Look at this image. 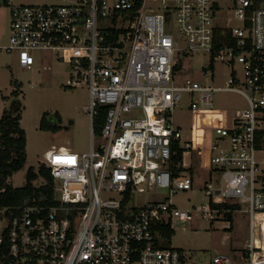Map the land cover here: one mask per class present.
Masks as SVG:
<instances>
[{"label": "built area", "instance_id": "2783aa9c", "mask_svg": "<svg viewBox=\"0 0 264 264\" xmlns=\"http://www.w3.org/2000/svg\"><path fill=\"white\" fill-rule=\"evenodd\" d=\"M10 4L0 49L26 68L38 50L68 61L67 86L89 88L91 139L86 151L61 145L42 161L54 178L55 204L0 207V244L9 245L0 264H191L171 246L174 222L232 221L237 210L250 225L242 264H264V0H232L242 25L225 21L219 0ZM202 53L206 77H180L178 55ZM216 61L229 66L221 82L208 75ZM229 91L248 107L227 123L228 109L215 102ZM184 94L191 136L172 118ZM100 106L107 110L96 134ZM193 152L217 175L205 182L207 203L182 207L172 196L195 190ZM209 264L236 263L223 252Z\"/></svg>", "mask_w": 264, "mask_h": 264}, {"label": "rangeland", "instance_id": "374dc122", "mask_svg": "<svg viewBox=\"0 0 264 264\" xmlns=\"http://www.w3.org/2000/svg\"><path fill=\"white\" fill-rule=\"evenodd\" d=\"M56 0H0V45L5 44L9 35L11 2L16 5H44ZM225 21L242 25L235 13L230 10L232 0H219ZM182 44V43H180ZM33 67L20 65L15 53H7L0 49V118L5 109L15 114L21 113V125L27 135V161L22 169L10 178L14 186L26 183L27 171L30 166L37 169L45 160L47 152L61 145L76 151H86L90 148L91 115L89 112V88L86 83L77 87L67 86L71 67L68 61L57 60L51 51L38 50L34 52ZM178 55L179 76L204 78L203 66L208 62V55L196 54L188 59ZM186 61V66L183 62ZM208 75L214 82H221L229 75V66L222 61H216L214 70ZM16 90L17 92H13ZM180 106L172 112L175 125L183 127L185 136H191L190 125L193 114L190 111L187 95H183ZM216 107L228 109L226 122L231 121L235 109L248 107L244 96L238 92H221L217 95ZM59 112L61 119L53 118ZM49 112V121L59 124L58 131L43 130L40 127L42 115ZM205 121L206 118L202 117ZM100 137L96 135V145ZM193 167L190 170L195 175V190L179 191L172 200L182 207L207 203L204 185L206 180L214 181L217 172H211L202 166L201 156L193 152L191 157ZM214 177V178H213ZM44 182L41 176L36 184ZM164 189L160 193H165ZM150 199L147 194L139 197ZM232 221L228 218H218L210 221L204 217L195 216L190 221H175L171 246L180 248L191 264H209L217 253H228L236 264H242L241 255L250 237L249 216L237 210ZM232 224V228H229Z\"/></svg>", "mask_w": 264, "mask_h": 264}, {"label": "trees", "instance_id": "16d2710c", "mask_svg": "<svg viewBox=\"0 0 264 264\" xmlns=\"http://www.w3.org/2000/svg\"><path fill=\"white\" fill-rule=\"evenodd\" d=\"M113 33H118L117 30ZM114 35L108 36L109 40L115 38ZM178 68V67H177ZM13 92H17L14 90ZM107 108L100 106L98 115L94 118V132L101 133ZM49 112L42 115L40 127L43 130L58 131L61 126L49 121ZM21 113L15 114L9 109H5L0 118V207H11L21 209L25 205H47L55 204L56 187L51 169L43 162L37 169L30 166L27 171L26 183L23 186H14L10 183L13 174L22 169L27 161V135L26 130L21 125ZM61 119L59 112L53 114V118ZM180 157V156H179ZM44 178V182L36 184L39 177ZM232 219V214L228 215ZM232 228V226L230 227ZM169 236L174 231H167ZM8 242L0 244V260L5 261L8 256Z\"/></svg>", "mask_w": 264, "mask_h": 264}, {"label": "crops", "instance_id": "0c3cea01", "mask_svg": "<svg viewBox=\"0 0 264 264\" xmlns=\"http://www.w3.org/2000/svg\"><path fill=\"white\" fill-rule=\"evenodd\" d=\"M10 180V179H9Z\"/></svg>", "mask_w": 264, "mask_h": 264}]
</instances>
